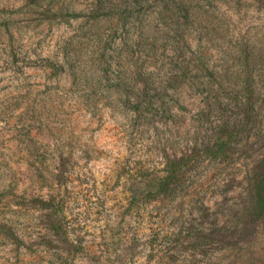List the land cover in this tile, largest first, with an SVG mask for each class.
<instances>
[{"label": "rangeland", "instance_id": "rangeland-1", "mask_svg": "<svg viewBox=\"0 0 264 264\" xmlns=\"http://www.w3.org/2000/svg\"><path fill=\"white\" fill-rule=\"evenodd\" d=\"M116 3L114 14L94 0H0V264H260L256 225L233 252H156L152 235L196 218L197 201L214 208L219 192L240 203L261 171L260 119L239 158L191 160L174 194L154 193L197 137L203 68L233 76L264 57V0H196L209 36L177 0Z\"/></svg>", "mask_w": 264, "mask_h": 264}, {"label": "trees", "instance_id": "trees-1", "mask_svg": "<svg viewBox=\"0 0 264 264\" xmlns=\"http://www.w3.org/2000/svg\"><path fill=\"white\" fill-rule=\"evenodd\" d=\"M195 2L196 0H177L180 10L186 12L184 18L193 19L199 28L205 31L206 36H209L210 28L214 27L209 7H197ZM94 3L101 10H108L114 14L121 12L116 0H94ZM165 3L169 4V2ZM143 18L146 31H152L153 21H157L158 18L153 13L144 15ZM138 39L133 43H140ZM151 45L145 47L150 48ZM138 66L134 65L133 68L136 70L133 74L142 76L146 71H142ZM203 69L207 76H204L197 90L202 96L205 107L194 119L197 137L192 147H189L181 157L166 163L164 176L154 191L158 196L170 197L174 194L175 189L171 185L175 180L178 181L179 175L184 174L191 160L203 157L209 162L234 161L235 156L244 147L243 137L250 132L258 120L261 119V125L264 127V57L259 58L257 62L246 57L243 73L233 76H226L209 65ZM261 137L264 148V133ZM260 163L261 171L252 183H247L245 197L240 203L230 204L231 201L224 192L218 193L217 196L222 198L224 196V199L220 203L216 201L213 204L214 208L206 205L205 200L197 201L196 218L186 219L181 224V228L171 234L163 229L154 233L152 242L155 243L152 248L156 252L163 253L166 250H173L174 247L171 245L175 242L177 245L188 244L194 251H202L207 246H211L217 251L233 252L239 249L238 239L247 233L246 228L249 224L262 229L264 245V158ZM189 190L188 188L182 192L189 196ZM224 216H228V219L221 224L220 218ZM206 220L210 221L209 229H205ZM260 264H264V253Z\"/></svg>", "mask_w": 264, "mask_h": 264}]
</instances>
